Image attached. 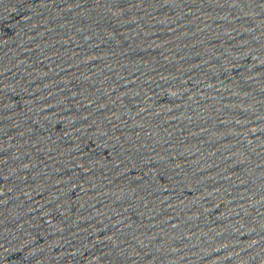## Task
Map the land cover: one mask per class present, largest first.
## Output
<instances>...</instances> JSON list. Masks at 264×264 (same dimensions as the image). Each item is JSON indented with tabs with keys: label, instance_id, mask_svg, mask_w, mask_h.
Instances as JSON below:
<instances>
[{
	"label": "water",
	"instance_id": "95a60500",
	"mask_svg": "<svg viewBox=\"0 0 264 264\" xmlns=\"http://www.w3.org/2000/svg\"><path fill=\"white\" fill-rule=\"evenodd\" d=\"M0 264H264V0H0Z\"/></svg>",
	"mask_w": 264,
	"mask_h": 264
}]
</instances>
